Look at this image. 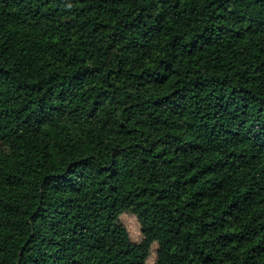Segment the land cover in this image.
<instances>
[{"label":"trees","instance_id":"16d2710c","mask_svg":"<svg viewBox=\"0 0 264 264\" xmlns=\"http://www.w3.org/2000/svg\"><path fill=\"white\" fill-rule=\"evenodd\" d=\"M154 244L264 264V0H0V264Z\"/></svg>","mask_w":264,"mask_h":264},{"label":"rangeland","instance_id":"374dc122","mask_svg":"<svg viewBox=\"0 0 264 264\" xmlns=\"http://www.w3.org/2000/svg\"><path fill=\"white\" fill-rule=\"evenodd\" d=\"M121 221L126 226L130 233V237L132 241L136 243H140L143 239L141 226L137 220V218L132 214H124L121 216ZM157 245L154 244L151 252V256L149 257V263H155L156 261V252H157Z\"/></svg>","mask_w":264,"mask_h":264}]
</instances>
